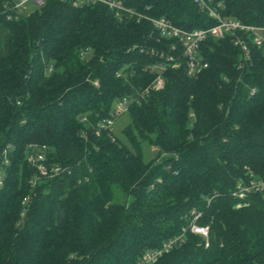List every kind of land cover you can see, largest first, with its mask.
<instances>
[{"label": "trees", "instance_id": "16d2710c", "mask_svg": "<svg viewBox=\"0 0 264 264\" xmlns=\"http://www.w3.org/2000/svg\"><path fill=\"white\" fill-rule=\"evenodd\" d=\"M123 2L187 31L216 24L192 0ZM217 3L264 27V0ZM173 43L103 5L45 0L17 14L0 0V264H138L198 214L209 246L188 232L156 264H264V196L235 195L239 181L264 179V51L250 44L246 60L232 37L209 36L208 68L191 76L185 58L174 69L160 57ZM123 100L126 142L102 126ZM32 147L64 173L39 176Z\"/></svg>", "mask_w": 264, "mask_h": 264}, {"label": "built area", "instance_id": "2783aa9c", "mask_svg": "<svg viewBox=\"0 0 264 264\" xmlns=\"http://www.w3.org/2000/svg\"><path fill=\"white\" fill-rule=\"evenodd\" d=\"M74 8L82 7L84 5H103L107 7L117 17L121 18L125 16L131 18L136 23L148 22L154 31L158 33L160 38L173 40L175 43L171 45V51L173 54L164 52L159 53L160 57H165L166 61L174 69L180 67L178 57L186 59L187 73L191 76L199 75L202 71L208 68V64L203 62L199 56V49L202 43L209 37L212 36L217 39H223L227 36L232 37V41L236 47H239L243 52L244 58L249 60L250 58V44L255 46L257 49L264 51V27H256L245 25L239 21L227 19L217 11L215 5L219 8L223 6L219 3L215 4V0H192L198 8L212 18L216 24L215 26L207 30H192L187 31L175 26L170 20L161 17L156 18L151 15L153 10L151 5L144 7L143 11H137L133 8H129L125 5L123 0H67ZM11 6V11L17 14H23L22 9H25L28 5L33 4L37 8L44 6L45 0H8ZM155 50H151L150 53L154 54ZM156 53V54H158ZM152 71H163L165 66H155L151 68ZM98 85V83H95ZM164 87V79L161 74H157L151 89L155 91L162 90ZM130 102L123 100L116 103L112 118L106 120L102 126L103 128H111L114 125V119L121 117L126 114L129 110ZM45 148L42 150L36 147H32V151L28 154V162L36 168L41 177H57L64 173V169L60 166L54 167L51 170L45 164V155L43 153ZM7 151L4 152V155ZM9 164L7 156L4 157L3 165ZM3 171L0 173V187L3 184ZM5 175V174H4ZM35 184V182H33ZM258 193L264 196V179H256L254 177L249 178L248 181L241 180L237 184V191L235 195L240 199H246L250 194ZM28 199H24L23 205L24 210L22 218L25 217L28 206ZM200 214L194 217V221L189 225L187 229H184L182 233L166 242L162 247L148 251L142 255L138 264H156L160 258L170 253L175 247L181 246L186 241V234L188 232L202 237L205 241V247L209 246V228L207 226H201L196 223L199 219Z\"/></svg>", "mask_w": 264, "mask_h": 264}, {"label": "rangeland", "instance_id": "374dc122", "mask_svg": "<svg viewBox=\"0 0 264 264\" xmlns=\"http://www.w3.org/2000/svg\"><path fill=\"white\" fill-rule=\"evenodd\" d=\"M36 9H37V7L35 5L30 4L25 9H22L21 11L24 14H29V13L35 11ZM129 123H130V118L127 114H125V115L121 116L120 118H118L113 125V133L115 134V136L118 139H120L123 142H126V139L123 135V131H124L125 127L128 126ZM143 150H144V155H145L146 161H150V160L155 158L156 153H155L154 148L149 147L148 144H144Z\"/></svg>", "mask_w": 264, "mask_h": 264}]
</instances>
